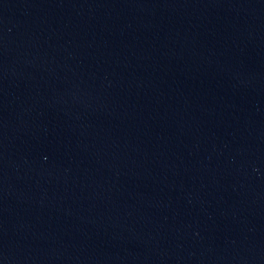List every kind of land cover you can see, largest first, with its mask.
<instances>
[{
    "label": "water",
    "instance_id": "obj_1",
    "mask_svg": "<svg viewBox=\"0 0 264 264\" xmlns=\"http://www.w3.org/2000/svg\"><path fill=\"white\" fill-rule=\"evenodd\" d=\"M0 264H264V0H0Z\"/></svg>",
    "mask_w": 264,
    "mask_h": 264
}]
</instances>
